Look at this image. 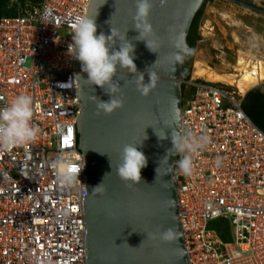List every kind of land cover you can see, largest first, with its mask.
<instances>
[{"label":"built area","instance_id":"obj_1","mask_svg":"<svg viewBox=\"0 0 264 264\" xmlns=\"http://www.w3.org/2000/svg\"><path fill=\"white\" fill-rule=\"evenodd\" d=\"M8 2L16 15L0 18V108L30 95L39 132L22 147H0V264H86L87 178L72 24L87 15L90 0ZM182 85L189 95L179 131L208 137L191 154L192 175L174 162L188 262L264 264V132L226 86ZM61 158L74 173L70 184L57 177ZM216 221H227L226 241L212 227Z\"/></svg>","mask_w":264,"mask_h":264},{"label":"water","instance_id":"obj_2","mask_svg":"<svg viewBox=\"0 0 264 264\" xmlns=\"http://www.w3.org/2000/svg\"><path fill=\"white\" fill-rule=\"evenodd\" d=\"M205 0H152L148 17L156 39L158 52L151 51L139 40L133 17L136 0H90L87 15L93 16L97 34L109 35L111 28L125 35L134 45L137 72L117 66L113 78L121 87L117 94L123 106L112 113L98 112L93 96L107 101L110 96L101 86L91 84L87 73L78 68V146L84 157L87 197L84 204L86 223V264H189L182 229L178 218L174 162L177 154L169 155L173 147L170 123L174 111L181 114L186 100L182 97V64L173 68L170 56L175 51L172 40L183 31L186 38L191 23ZM264 17V9L242 0H225ZM122 41L117 38L118 49ZM154 70L158 79L155 88L144 96L136 85L137 76ZM106 87V86H105ZM178 131V126H173ZM165 130L166 139L156 132ZM146 137V138H145ZM147 157L136 185L124 181L116 172L122 149L129 143ZM168 156V164L160 161ZM160 166L158 173L157 168ZM107 174V175H106ZM103 182L102 185H100ZM100 185V186H99ZM99 186V187H97ZM95 191H92L95 188ZM173 228L178 242H165L158 232Z\"/></svg>","mask_w":264,"mask_h":264},{"label":"clouds","instance_id":"obj_3","mask_svg":"<svg viewBox=\"0 0 264 264\" xmlns=\"http://www.w3.org/2000/svg\"><path fill=\"white\" fill-rule=\"evenodd\" d=\"M165 2L166 0H161L162 4ZM152 6V0H136L133 21L134 27L139 32L138 39L145 41L151 51L158 52L159 42L148 19ZM72 28L73 56L81 63L82 71L87 73L86 80L91 84L101 86L110 96L107 101L93 96V102L96 103L98 112L110 114L123 106V100L117 96L121 87L113 79L117 75V66L132 73L137 72L134 63V45L126 40L125 35L121 37L113 27L109 35H105L103 32L97 34V24L94 17L90 15L76 16ZM117 38L122 41L118 49L115 47ZM172 45L175 49L170 56L173 68L177 64L181 65L187 57L194 53V49L187 44L186 34L183 31L176 33ZM148 74L150 82L147 84L144 83L143 73H140L136 79L137 88L144 96H147L155 88L158 79L156 71H148ZM33 114V99L27 94L17 95L7 106L0 108V147L4 149L22 147L33 142L39 132L32 124ZM180 119L179 111H174L170 123L166 125V127L172 128L173 147L168 151L169 155L179 154L180 158L175 161L176 169L183 175L190 176L193 172L191 154H197L203 150L208 143V137L204 135L197 137L190 132L177 131L173 126H178ZM155 132L158 139L167 138L165 130L159 132L155 130ZM141 144L142 142L126 144L122 149L121 161L116 168L120 178L130 182L131 185L140 182L141 170L147 166V157L138 147ZM162 161L168 164V156L160 161V166ZM56 166L58 179L65 184L72 183L75 178L74 173L67 169L63 158L57 160ZM160 166L157 168V173ZM102 184L103 182L100 185ZM97 187L92 191H95ZM158 236L165 242H178L179 240V234L173 228L159 231Z\"/></svg>","mask_w":264,"mask_h":264},{"label":"rangeland","instance_id":"obj_4","mask_svg":"<svg viewBox=\"0 0 264 264\" xmlns=\"http://www.w3.org/2000/svg\"><path fill=\"white\" fill-rule=\"evenodd\" d=\"M242 1L264 7V0ZM197 31L200 39L190 62V80L222 84L237 96L253 85L241 93L233 83L195 76L196 71L238 79L247 70L263 76L255 84L264 83V17L225 0H206ZM212 227L229 231L227 221L214 222Z\"/></svg>","mask_w":264,"mask_h":264},{"label":"trees","instance_id":"obj_5","mask_svg":"<svg viewBox=\"0 0 264 264\" xmlns=\"http://www.w3.org/2000/svg\"><path fill=\"white\" fill-rule=\"evenodd\" d=\"M21 1H23V0H21ZM30 1L34 2V3L40 2V0H30ZM205 1H204V3H205ZM202 11H203V5L201 6L199 11L195 15V17H194V19H193V21L191 23L188 36L186 38L187 44L191 48L194 49V53H195V49H196V43L200 39V36L198 34V31H197V28H198L199 20H200L201 15H202ZM13 15H16V11H15L14 8H11V7L8 8V0H0V18L3 17V16H13ZM194 53L191 56L187 57L184 60V62L182 63V80L183 81L189 80V77H190V62H191V60L193 58ZM263 88H264V86H263ZM182 95H183V98H187V96L189 95V92H186V90H185L183 85H182ZM257 100H258L257 103L263 102L264 101V95L259 97V99H257ZM242 108H243V111L245 112V114L258 127H260L263 130V132H264V105L260 104L258 106H252L250 104L246 105L244 102H242ZM218 234H219L220 238L223 241H226L227 237H226V235L224 233H221V232L218 231Z\"/></svg>","mask_w":264,"mask_h":264},{"label":"bare ground","instance_id":"obj_6","mask_svg":"<svg viewBox=\"0 0 264 264\" xmlns=\"http://www.w3.org/2000/svg\"><path fill=\"white\" fill-rule=\"evenodd\" d=\"M254 73H256V72H254ZM254 73L246 70L242 73L241 77H239L238 79H235L233 77L232 78H229V77L226 78L224 76H215L211 73L209 74L207 72L198 70V71H196L195 76L196 75L202 76V77L207 78L208 80H211V81H221L222 80V81H227L229 83H233L235 85L236 89L242 93V92H245L246 89H248L249 87L254 85L259 79L263 78V76L260 73H258V72L256 74H254Z\"/></svg>","mask_w":264,"mask_h":264},{"label":"crops","instance_id":"obj_7","mask_svg":"<svg viewBox=\"0 0 264 264\" xmlns=\"http://www.w3.org/2000/svg\"><path fill=\"white\" fill-rule=\"evenodd\" d=\"M263 86H264V83L255 84L251 88H249L244 94L238 95L239 98L241 99V102H244L246 105L250 104L252 106H258L260 104L264 105V101L257 103L258 102L257 99H259V97L264 95Z\"/></svg>","mask_w":264,"mask_h":264},{"label":"flooded vegetation","instance_id":"obj_8","mask_svg":"<svg viewBox=\"0 0 264 264\" xmlns=\"http://www.w3.org/2000/svg\"><path fill=\"white\" fill-rule=\"evenodd\" d=\"M263 9H264V7H263ZM198 42V41H197ZM182 97H183V95H182ZM184 99V98H183Z\"/></svg>","mask_w":264,"mask_h":264}]
</instances>
